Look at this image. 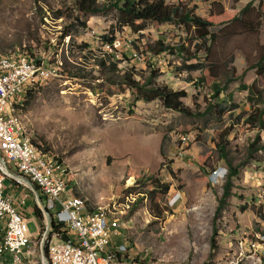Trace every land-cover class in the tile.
Segmentation results:
<instances>
[{
	"label": "rangeland",
	"instance_id": "374dc122",
	"mask_svg": "<svg viewBox=\"0 0 264 264\" xmlns=\"http://www.w3.org/2000/svg\"><path fill=\"white\" fill-rule=\"evenodd\" d=\"M164 1L215 23L210 29L216 34L210 51L199 53L207 68L190 73L194 80L204 77L203 86L181 81L187 75L174 78L172 72L179 63L176 56L164 53L152 58L145 52L156 41L196 43L193 30L169 23L146 24L133 34L120 27L117 12L108 9L87 14L83 18L87 28L73 42L69 37L61 39L67 20L55 18L70 0H0V56L31 54L54 69V76L44 78L32 90L34 100L22 114V127L62 162H57L58 173L66 179L69 176L73 192L94 210L112 209L111 214L118 216L109 215L110 221L115 220L116 233L124 235V242L138 258L155 264H262L264 220L258 216V208L264 200V151L248 156L255 132L236 126L227 138L228 157L238 174L231 179L232 195L216 220V249L211 250L214 213L228 174L215 142L227 126L228 114L220 121L188 118L165 109L159 101L136 99L127 90L108 96L101 79L93 83L88 76L89 80L80 81L63 73L75 72L86 52L106 51L100 38L113 33L119 52L137 60L130 64L143 70L147 64L159 68L158 82L185 90V104L192 108L203 110L211 84L223 81L225 73L234 69L235 81L220 100L231 93L247 112V93L239 86L253 82L264 86V76L246 71L264 52V20L256 34L246 33L230 20L247 3L264 12V0ZM132 42L139 47L140 56ZM82 43L89 49L79 51ZM125 66L127 63L121 65ZM84 68L101 78L93 59ZM262 138L264 142V134ZM5 185L6 194H12L13 182L6 180ZM164 185L168 186L166 192L162 191ZM157 214L159 218L154 217ZM41 224L44 226V218ZM26 227L30 234L36 231L31 221Z\"/></svg>",
	"mask_w": 264,
	"mask_h": 264
},
{
	"label": "trees",
	"instance_id": "16d2710c",
	"mask_svg": "<svg viewBox=\"0 0 264 264\" xmlns=\"http://www.w3.org/2000/svg\"><path fill=\"white\" fill-rule=\"evenodd\" d=\"M108 9L115 10L118 14L117 20L119 26L129 28L133 34H138L146 24L158 26L169 23L181 26L188 32L193 30L192 32L195 34V39H197L196 43L190 41L186 46L184 42L169 45L162 41H156L152 45L147 46L145 52H148L152 58H157L164 53L176 56L179 59V63L174 67L172 72L175 79L181 80L180 77L182 75H187L181 80L186 84L198 87L206 83L204 77L194 80L190 76V73L202 72L207 68L204 61L199 57V53L204 52L206 54L210 51V44L213 43L216 38V34L211 32L210 29L215 23L209 18L197 16L191 9H185L180 5H169L166 4L164 0H70V5L65 7L64 11L58 10L55 14V18H64L67 20V24L61 32V39L69 37L73 42L77 41L79 32L87 28L83 18L87 14L101 13ZM262 20H264V12H261L260 7L254 9L251 3H247L239 10L238 14L231 17L230 22L240 24L242 29L248 34H256L260 29ZM112 34L111 36H101L100 38L103 46L108 45L111 51L100 50L99 54H94L91 51L86 52L83 56L84 61L79 67L75 68L76 71L72 72L71 69L69 71H64L63 73L65 76L80 81H87L89 80L88 76H90V80L93 83L101 79L108 96L120 95L127 90L134 93L136 99H141L147 103L159 101L165 109L188 118L197 117L220 121L225 114H228L229 121L227 126L220 134L219 141L215 142L218 158L227 166L228 170L226 183L223 186L222 195L217 200V207L213 218L211 250H215L214 237L218 232L216 220L226 207L227 199L232 195L231 179L238 174L237 168L233 167L232 160L228 157L227 138L234 127L241 126L246 132H255V137L248 146V156L252 157L254 153L264 151V142L262 138V134H264V86L260 88L256 86V82L250 85L240 84L239 89L247 93L245 98V103L249 107L247 112L242 111V106L234 102L231 93L225 94V98L220 100V95L226 93L228 85L235 81V72L234 69H232L231 72L225 73V79H223V81H216L211 84V96L203 110H201L199 106H195V108L189 107L185 104L187 98L185 90H174L169 88L167 84L158 82L159 77L162 75L159 68H156L152 64H147L145 70L136 68L133 64H130V61L137 62L133 56L128 58L126 54L113 49L112 44L115 37ZM131 47L137 51L136 54L140 56L138 53L139 47L136 46L134 42L131 43ZM85 49H89V45L82 43L78 46L79 51ZM21 55L40 62L31 54L27 55L23 53ZM91 59H93L94 66L97 67V72L101 78L91 76V72H85L84 67L87 61ZM123 63H127V66L121 67ZM247 70H254L256 77L264 76V52L259 54L257 61L249 65L246 68V71ZM33 100L34 93L31 91L27 94L22 108L23 113L31 106ZM237 110H240V112L236 113ZM129 113L132 114V110H130ZM31 143L38 151L53 158L57 166H59L57 162L62 163L58 158L53 156L50 149L44 143H38L34 140H31ZM4 180L6 182V180L9 179L5 177ZM69 186L71 185L68 176L67 187ZM162 188L163 192L168 191L167 185L162 186ZM72 189L71 186L69 194L79 198L80 196L73 192ZM43 199L46 204L47 202L44 197ZM84 202L89 211L94 210L85 200ZM46 207L48 209L47 205ZM241 209H245V206H242ZM48 211L50 212V209H48ZM263 211L264 200L258 208V216L262 220H264ZM109 215L113 218L118 217L115 214L108 213V216ZM34 216L40 223L43 222V214L36 205L34 206ZM154 217L159 218L160 215L157 214V216ZM55 230L57 231V224L52 222L51 231L55 232ZM44 250L46 253V248H44ZM262 264H264V258L262 259Z\"/></svg>",
	"mask_w": 264,
	"mask_h": 264
},
{
	"label": "built area",
	"instance_id": "2783aa9c",
	"mask_svg": "<svg viewBox=\"0 0 264 264\" xmlns=\"http://www.w3.org/2000/svg\"><path fill=\"white\" fill-rule=\"evenodd\" d=\"M104 46L106 51H111L108 45ZM112 48L118 50L115 40ZM49 76H54V69L43 62L33 61V69H25V62L0 61V156L10 172L41 183L48 195L50 214L57 224L54 239L44 237L42 241L41 238V249L46 248L51 264H134L130 262L131 250L130 254L122 253L124 240L116 233V224L105 221L103 214L91 217L90 223H82L78 201L69 194L68 188L56 183L54 168L44 166L37 153L27 151L6 114L8 101L21 87L19 78L40 83ZM5 177L10 179L0 169L1 261L10 260L15 252L25 254L29 235L23 214L15 209L13 198L4 193ZM10 180L20 181L25 187L19 179ZM96 219H103V226H96Z\"/></svg>",
	"mask_w": 264,
	"mask_h": 264
},
{
	"label": "bare ground",
	"instance_id": "6f19581e",
	"mask_svg": "<svg viewBox=\"0 0 264 264\" xmlns=\"http://www.w3.org/2000/svg\"><path fill=\"white\" fill-rule=\"evenodd\" d=\"M0 61L25 62V69H33V61L34 60L27 58V57H15L13 55H4V56H0ZM39 84L40 83L27 82V78H19V85L21 87L15 91L14 95H12V97L8 101V105L6 107V114L9 117L10 122L15 126V133L18 135V140H24V147H26L27 151L37 153V158L40 159L41 163L44 166H47L48 168H54L56 170L55 171L56 183L62 184L63 188H67V179L65 178V176L63 177V176L59 175L58 166L56 165L53 158H51V157L41 153L40 151H38L31 143L32 138L24 131V129L22 127V121H21L22 120L21 119L22 114H23L22 108H23V105H24L25 100L27 98V94L30 93L32 91V89H34ZM26 179H28L36 187L40 196L42 195L45 198L46 202L48 203V195L44 193V187L41 186V183H37L36 179H32V178H26ZM18 182L21 183L20 181H18ZM42 196H41V198H42L43 204H44L46 210L48 211L46 204H45V201H44ZM75 199L78 201V211H81L82 223H90L91 217H96V214H103L104 220L108 221L110 224H112L111 223L112 221H110L109 216H108V213L109 214L112 213L111 212L112 209H108V210L99 209V210L89 211L85 202L81 198L75 197ZM50 215L52 217V214H50ZM52 222H53V217H52ZM113 222H115V220ZM96 226H103V219H96ZM122 234H124V233H122ZM54 238H55V232H53L51 230L45 236V240H52ZM0 244L2 245V237H0ZM124 245L128 246V243L126 244L124 242ZM29 248H30V243L28 240V244H25V249L29 250ZM128 250L129 249H123L122 253L123 254H129ZM27 252H29V251H27ZM130 262H134V264H155L154 262H152V260H147L145 257L144 258L143 257L138 258V256H136V255L135 256L130 255ZM17 263L18 264H33V262L30 261L29 257L26 254H24L23 252L13 253V256L10 257V260H8L6 262V264H17ZM49 263H50V261H49Z\"/></svg>",
	"mask_w": 264,
	"mask_h": 264
},
{
	"label": "crops",
	"instance_id": "0c3cea01",
	"mask_svg": "<svg viewBox=\"0 0 264 264\" xmlns=\"http://www.w3.org/2000/svg\"><path fill=\"white\" fill-rule=\"evenodd\" d=\"M10 181L13 182V184H14L12 194H11V191L6 194L8 188L5 185V183H4V186H5L4 193L13 198V205H14L15 209L18 212L23 214L24 219H25V227H26L27 221H31L35 227V230H36L33 234H30V232L27 230V227H26V230L29 234L28 240L30 243V248H29V250L25 249V254L29 257L30 261L33 262V264H40V263H42V259H40L41 258V238H42V235L44 233V226L34 216V206L36 205L34 197L28 188L21 186V183H19L18 181H13V180H10ZM18 187H22V190L19 192H18V190H20V189H17ZM47 206L49 209V204H47ZM53 222H55L54 218H53ZM111 223L114 224L115 222L112 221ZM118 236L121 239L122 238L124 239V235L118 234ZM124 246H122L123 249H129V247L127 245H124ZM1 251H2V246L0 244V252ZM27 251H29V252H27ZM128 253L130 254V249L128 250ZM131 255L134 256L136 254H133V252L131 251ZM0 262L2 264H4V261H1V258H0Z\"/></svg>",
	"mask_w": 264,
	"mask_h": 264
},
{
	"label": "water",
	"instance_id": "95a60500",
	"mask_svg": "<svg viewBox=\"0 0 264 264\" xmlns=\"http://www.w3.org/2000/svg\"><path fill=\"white\" fill-rule=\"evenodd\" d=\"M0 169L4 173V175L9 177L10 179L21 180L24 183V185L26 186V188H28L30 190L31 194L33 195L36 206L42 212L43 218H44V233L42 236V241H43V238L47 235V233L52 228V217H51L50 213L46 210L40 194L38 193L37 189L34 187V185L28 179H26L20 175H17L15 173L10 172V170L5 165V162L2 160L1 156H0ZM41 259H42V264H50L46 254H45V250L43 248L41 249Z\"/></svg>",
	"mask_w": 264,
	"mask_h": 264
}]
</instances>
